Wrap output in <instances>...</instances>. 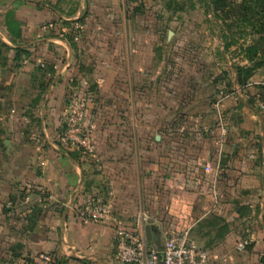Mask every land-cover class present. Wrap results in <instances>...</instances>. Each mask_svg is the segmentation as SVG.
Instances as JSON below:
<instances>
[{"label":"crops","instance_id":"1","mask_svg":"<svg viewBox=\"0 0 264 264\" xmlns=\"http://www.w3.org/2000/svg\"><path fill=\"white\" fill-rule=\"evenodd\" d=\"M143 6L0 0V264H120L116 230L264 264V69L239 88L234 65ZM73 93L92 158L62 141ZM90 197L108 220L81 222Z\"/></svg>","mask_w":264,"mask_h":264},{"label":"built area","instance_id":"2","mask_svg":"<svg viewBox=\"0 0 264 264\" xmlns=\"http://www.w3.org/2000/svg\"><path fill=\"white\" fill-rule=\"evenodd\" d=\"M85 101L76 93L70 94L68 99V122L62 135V141L79 151L84 157H94V138L91 129L84 128ZM221 121V116H219ZM221 132L224 129L221 126ZM205 167V171H209ZM84 224L98 223L111 217V205L99 198H87L84 210L78 214ZM148 219L147 214L141 212L137 224L141 225ZM115 235L121 242L115 255L120 264H206L208 255L198 248L187 233L165 238L161 250L147 248L144 241L136 235L123 230H116ZM243 243L237 245L242 249Z\"/></svg>","mask_w":264,"mask_h":264},{"label":"rangeland","instance_id":"3","mask_svg":"<svg viewBox=\"0 0 264 264\" xmlns=\"http://www.w3.org/2000/svg\"><path fill=\"white\" fill-rule=\"evenodd\" d=\"M135 2L145 5L142 7L144 13L159 17L161 28L172 29L177 26L176 28L184 29L183 35L190 38L191 44L196 45L197 41L206 47L210 59L234 66L244 62L249 64L246 61L245 49L252 45L257 37L251 34L249 28L240 25L237 10L230 11L229 19L224 22L223 13L218 15V20L214 19V15L206 7V0H135ZM240 2L241 0L223 1L230 9ZM178 18L183 20L179 21ZM224 25L228 29L223 28ZM257 58L263 59L264 56L260 54Z\"/></svg>","mask_w":264,"mask_h":264},{"label":"trees","instance_id":"4","mask_svg":"<svg viewBox=\"0 0 264 264\" xmlns=\"http://www.w3.org/2000/svg\"><path fill=\"white\" fill-rule=\"evenodd\" d=\"M129 1L135 2V0ZM223 1L206 0V7L214 15V19L218 20V15L223 13L225 22L229 19L230 11L237 10L240 25L249 28L251 34L257 37L254 43L245 49L248 66L234 67L236 84L243 87L257 69L264 67V58H257L260 54L264 56V0H241L233 9L228 8ZM223 28L228 29L225 25ZM21 58H28V54L24 50H17L15 60L18 62Z\"/></svg>","mask_w":264,"mask_h":264}]
</instances>
